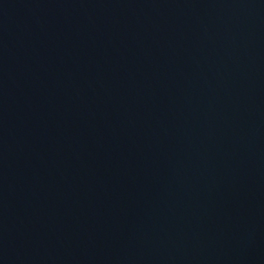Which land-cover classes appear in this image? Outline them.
<instances>
[{
  "label": "water",
  "instance_id": "95a60500",
  "mask_svg": "<svg viewBox=\"0 0 264 264\" xmlns=\"http://www.w3.org/2000/svg\"><path fill=\"white\" fill-rule=\"evenodd\" d=\"M0 264H264V0H0Z\"/></svg>",
  "mask_w": 264,
  "mask_h": 264
}]
</instances>
